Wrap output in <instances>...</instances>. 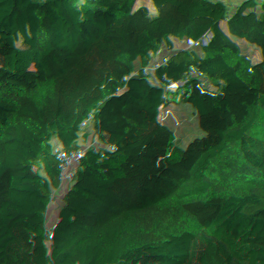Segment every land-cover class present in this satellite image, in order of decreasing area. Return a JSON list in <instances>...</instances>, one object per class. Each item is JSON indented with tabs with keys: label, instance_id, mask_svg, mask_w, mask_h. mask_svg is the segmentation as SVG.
Returning <instances> with one entry per match:
<instances>
[{
	"label": "trees",
	"instance_id": "obj_1",
	"mask_svg": "<svg viewBox=\"0 0 264 264\" xmlns=\"http://www.w3.org/2000/svg\"><path fill=\"white\" fill-rule=\"evenodd\" d=\"M35 24L45 35L20 37L42 62L11 49ZM130 29L170 63L136 58ZM75 53L96 63L90 74L67 60ZM263 61L264 0H0V264H135L115 249L125 233L152 240L138 261L152 247L161 264H264ZM207 78L225 94L207 96ZM231 94L250 105H229L213 131ZM97 127L114 146L92 139ZM120 175L131 183L114 213L98 199ZM149 196L177 221L121 229L119 206Z\"/></svg>",
	"mask_w": 264,
	"mask_h": 264
},
{
	"label": "rangeland",
	"instance_id": "obj_2",
	"mask_svg": "<svg viewBox=\"0 0 264 264\" xmlns=\"http://www.w3.org/2000/svg\"><path fill=\"white\" fill-rule=\"evenodd\" d=\"M46 31H47L46 27L41 26V25H36V24L29 25V26H22V27L17 28V31L11 42V49L13 53L14 54H22V53L28 54L42 62L43 58L41 56V53L38 50H36L35 47L30 42H28L25 39H22L20 37V34L28 32L30 36H33V35L43 36L45 35ZM129 34L133 39V48H134L133 54L136 58L142 59L150 64H156L158 66L165 65V64L168 65L170 63V60L166 58L165 56H163L160 52H158V50L154 47V45L150 41H148L140 32H138L135 29H130ZM75 43L77 47H79L80 42L76 41ZM67 60L76 65L82 66L84 68V71L86 72V75L90 74V72L96 67L95 62H88L84 65H81L79 61V56L77 53L68 56ZM253 76H260L264 78V61L257 65V67L255 68L253 72ZM202 88H203V91L207 94V96H221L225 94L226 86L224 85V83L218 80L207 78L202 82ZM187 134H188V138L190 141L196 136V131L192 130V131H189ZM100 136H103L104 138H106L107 143L109 145L114 146L115 141L113 139V136L111 134L109 127H97V129L93 133V139L95 137H100ZM131 178H132L131 179L132 183L137 182L139 180H144V177L142 174H140V172H135V174L131 175ZM200 181L202 184H207L208 186H210L211 187L210 190L212 192L218 191L219 182L215 177L209 174L206 176L204 174ZM93 194L94 193H92V196L95 195ZM142 236H147V235L142 234ZM120 243L126 246L127 248L126 252L128 254L130 253L128 249L129 245H131L136 250H138L140 247H143V246H146L147 248H149V243H145V242L135 243L133 240V237L129 235H127L126 239L121 240ZM147 254H148V260L151 261L150 258H153V260L156 259V252L154 248L151 247L145 254H143V256L147 257ZM137 259L138 258H134L133 263L138 264ZM150 264H161V263L158 261V258H157L155 262H150Z\"/></svg>",
	"mask_w": 264,
	"mask_h": 264
},
{
	"label": "built area",
	"instance_id": "obj_3",
	"mask_svg": "<svg viewBox=\"0 0 264 264\" xmlns=\"http://www.w3.org/2000/svg\"><path fill=\"white\" fill-rule=\"evenodd\" d=\"M231 105L234 108H238L241 110L246 109L250 102L241 99V98H235L234 94H231L226 101V103L223 105L222 108L219 109V111L214 115L213 122L210 125V128L213 131H216L218 126L221 123V119L223 115L225 114L226 108ZM171 168V164L167 163L164 166H162L158 171L151 172L149 170H141L139 171L140 174L143 175L144 179H150L158 176H165L168 171ZM131 180H124L122 183H119V180L117 179L112 184H109L107 186V190L105 195L101 196L98 199V202L100 205H102L107 211L114 212L115 210L112 208V200L123 195L125 192V186L130 182ZM205 185V189L211 191V187L207 184ZM212 192V191H211ZM96 198L94 200L90 201L88 204L89 206L95 204ZM85 207H82L81 210H84ZM149 209H153L151 213H148L147 211ZM122 218V225L120 226L121 229H128L127 223H135L132 231L134 233H137L141 226L149 224L151 220H155L158 223H174L177 221L176 217L171 215V213L166 209L165 206L162 205V203L158 200H156L154 197L149 196L146 201V205H144L141 209L138 210H130L126 209L122 204L119 206V209L117 213ZM130 229V228H129ZM127 235L131 236L130 233L121 234L116 238V245L115 249L118 254L120 255H128L126 246L122 245L120 243L121 240L126 239ZM132 244V243H131ZM129 248V255L131 259L139 258L141 254V250L134 249L131 245L128 246ZM50 249L49 243H47L44 248H42L41 251L38 252L37 257H42L46 252H48ZM145 252V251H144Z\"/></svg>",
	"mask_w": 264,
	"mask_h": 264
},
{
	"label": "crops",
	"instance_id": "obj_4",
	"mask_svg": "<svg viewBox=\"0 0 264 264\" xmlns=\"http://www.w3.org/2000/svg\"><path fill=\"white\" fill-rule=\"evenodd\" d=\"M205 80V79H204ZM203 80V81H204ZM193 130H195L196 131V135H197V133H198V131H199V128H196V129H193ZM192 131V130H191ZM100 137H102V136H100ZM96 138H98V137H95L94 139H96ZM92 139H93V137H92ZM93 139V140H94ZM118 180H119V183H122L124 180H125V178L123 177V176H119L118 177ZM218 190H219V188H218ZM94 194H96V190L93 192ZM93 194V195H94ZM94 198H95V195L93 196V198L91 199V201L92 200H94ZM133 240H134V242L135 243H142V242H145V243H150V242H152V240L150 239V237L147 235V236H142V234H139V235H134L133 236ZM145 245H147V244H145ZM151 259V261L150 260H148V258L147 257H144V258H141V260L140 261H138L137 263L138 264H144V263H146V264H150V262H155L156 261V259L155 260H153V258H150Z\"/></svg>",
	"mask_w": 264,
	"mask_h": 264
},
{
	"label": "water",
	"instance_id": "obj_5",
	"mask_svg": "<svg viewBox=\"0 0 264 264\" xmlns=\"http://www.w3.org/2000/svg\"><path fill=\"white\" fill-rule=\"evenodd\" d=\"M223 201H224V207H225V210H227L229 203H228V201H227L226 198H224Z\"/></svg>",
	"mask_w": 264,
	"mask_h": 264
}]
</instances>
